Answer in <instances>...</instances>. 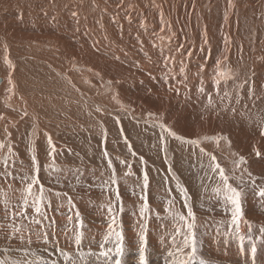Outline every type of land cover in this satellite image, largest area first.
Instances as JSON below:
<instances>
[{"label": "rangeland", "instance_id": "rangeland-1", "mask_svg": "<svg viewBox=\"0 0 264 264\" xmlns=\"http://www.w3.org/2000/svg\"><path fill=\"white\" fill-rule=\"evenodd\" d=\"M148 1L67 0L64 32L50 25L51 32L6 39L22 60H11L0 42L3 66V58L14 63L5 66L9 78L0 74V264H264V20L223 24L209 14L199 26L209 38L174 29L172 52L156 47L169 40L161 32L145 36L161 54L153 63L115 54L131 40L125 23L148 27L151 3H171ZM229 38L235 49L251 43L258 51H241L245 63L225 56ZM104 48L113 53L102 55ZM228 187L241 192L238 232ZM192 238L194 254L185 246Z\"/></svg>", "mask_w": 264, "mask_h": 264}, {"label": "bare ground", "instance_id": "bare-ground-1", "mask_svg": "<svg viewBox=\"0 0 264 264\" xmlns=\"http://www.w3.org/2000/svg\"><path fill=\"white\" fill-rule=\"evenodd\" d=\"M85 1V0H84ZM90 1V0H89ZM163 1V0H162ZM171 3L170 5H168V3H164V4H159L158 6H155L153 3H151V5H153L156 9H155V12H152V14L150 16H152V18H150V21L148 22L150 24V26H146L144 25L143 23L138 22L137 20H135V22L133 24H131V26L128 24V23H125V25H128L125 27L126 29V33H127V39H126V43L128 40L129 43L125 44V45H122L124 47L121 48V46H119V49L120 51H116L115 54H125L127 56H130L129 58L131 59L132 56H135L136 58H138L139 60V56H142V57H145L146 59H149L150 60V57L153 55V54H158V55H161L159 52L157 53H153L152 51V48L150 47V45H146L143 41L144 37L145 36H149V35H156V32H161L159 35L160 36H163L167 39H169L166 43L164 40L160 41V39H157L156 41V47H160L164 50H168L172 52V50L174 51L176 49V45L175 43L172 42V38L170 35H172L171 32H173V30L175 29H179L181 28L182 26L184 28H189L190 31H189V39H192V40H201V38H209V36L206 34V31L205 29H201V27H199L200 25H203V22L206 18L207 15H212L213 17H215L217 14L219 16V21H221L223 24L227 22V20L229 19V17L231 18H237V17H241L243 19H247L249 18L250 15L254 16V17H257V16H260L262 20H264V0H170ZM168 1V2H170ZM226 1V5L228 6L227 8H225L223 10V7H222V4L223 2ZM67 0H0V42L3 43V45L7 48V52H8V56L11 58V60H22L23 58H26V57H23L21 56L22 54L21 53H16V52H13L12 49L9 47L10 46V41H7L6 39L8 40H11L12 38H17L18 40L20 39H28L31 35H33L34 33H47V32H51L53 31V28L50 27V25H54L56 28H58L59 31H63L65 29H68V27H64L65 26V23L64 22V26L62 25V21H64V15L61 13L60 9H61V5L64 6V5H68V4H64L66 3ZM138 4L139 5V0H137ZM143 2V1H142ZM147 2H152V1H148ZM188 3H195L197 5V9L193 8V9H188L187 8V4ZM89 4V3H88ZM148 5V4H147ZM193 5V4H192ZM191 5V6H192ZM142 6V5H140ZM209 6V8L211 9L210 13H206L205 11V8ZM65 7V6H64ZM62 7V8H64ZM198 7H200V10L202 12L199 13L198 11ZM66 8V7H65ZM64 8V9H65ZM71 8V7H70ZM149 8V7H148ZM191 8V7H189ZM72 9V8H71ZM69 9V10H71ZM154 9V8H153ZM66 10V9H65ZM148 10V9H147ZM194 10V11H193ZM133 11V10H132ZM154 11V10H153ZM131 12V10H130ZM137 12V11H136ZM144 12V11H143ZM192 12H195L193 14H191ZM130 14V13H129ZM172 15L173 17V21L170 20V21H165L168 17H170ZM194 16V18L192 16ZM18 16H21L20 20L18 18ZM137 16V15H136ZM149 16L147 17H142V20H146ZM183 17H186L187 19L186 20H192L190 23L189 21H187L188 24H184L181 22V19ZM28 18H29V21L33 22L36 26L37 29L33 30L30 28V26L28 25ZM32 19V20H30ZM140 19V18H139ZM253 19V18H252ZM251 19V20H252ZM233 20V19H232ZM238 20V19H237ZM241 20V18H240ZM143 21V22H144ZM231 21V20H229ZM245 21V20H244ZM254 21H255V18H254ZM72 22V21H71ZM73 22H75L73 20ZM131 22V21H130ZM147 22V21H145ZM247 22V21H245ZM76 23V22H75ZM114 23V22H113ZM147 23V24H148ZM228 23V22H227ZM231 23V22H230ZM238 23V22H237ZM243 23V22H242ZM253 22H248V27L253 30V28L250 26ZM74 24V23H73ZM104 24V23H103ZM233 24V23H231ZM253 24H256V23H253ZM239 25V24H238ZM67 26V24H66ZM102 26V25H100ZM133 26V27H132ZM226 26V25H225ZM235 26V25H234ZM73 27V25H72ZM99 27V26H98ZM109 27V26H108ZM228 27V26H227ZM242 28V26H240ZM215 28V25H212L210 26V28L208 29H211L213 30ZM55 29V28H54ZM71 29V28H69ZM243 29V28H242ZM76 30V28H75ZM89 30V28L87 29ZM200 30H202V32H200ZM236 30V29H235ZM241 30V29H240ZM171 31V32H170ZM199 32V33H203L200 37H198L196 32ZM243 31V30H242ZM64 32V31H63ZM87 32V31H86ZM89 32V31H88ZM108 33V31H107ZM116 33V31H115ZM118 33V32H117ZM121 33V32H120ZM124 33V32H123ZM246 33V32H245ZM54 34V33H53ZM91 34V33H90ZM111 34V33H110ZM248 34V33H247ZM55 35H56V32H55ZM79 35V34H78ZM176 35V33L174 34ZM113 36L115 37V35L113 34ZM125 36V37H126ZM249 36V35H248ZM83 37V36H81ZM176 37V36H175ZM175 37L173 39H175ZM4 38V39H3ZM55 38V37H54ZM76 38V37H75ZM100 38V37H99ZM116 38V37H115ZM123 38V37H122ZM149 38V37H148ZM69 39V38H68ZM105 39V38H104ZM111 39L108 37V40ZM152 39V38H151ZM249 39V37H248ZM258 39V38H257ZM120 41V40H119ZM10 42V43H9ZM14 42V40H13ZM49 42V41H48ZM87 42V41H86ZM86 42L82 39H80L78 41V44L81 48H83L85 45H86ZM89 42V41H88ZM151 42V41H150ZM227 42H229V45L227 48L224 49V51L222 52L223 55H228V56H232L234 54H236V57L242 61L243 63H245V60L243 59L242 55H241V51H249V52H252L254 49L256 51H258V48H253V46L250 44H246V47H243V45L241 46H238L237 49H235L234 47L236 46L235 45H230L231 42L234 44L235 42L237 43V41H235L234 38H229L227 39ZM257 42V41H256ZM1 43V44H2ZM52 43V42H50ZM93 43V42H92ZM148 43V42H147ZM16 44V42H15ZM21 46H26L28 47V50H31L34 49L33 45L30 44L29 45V42H28V45L25 43H22L20 42ZM151 44V43H150ZM260 44V43H259ZM44 45V44H42ZM48 45V43H47ZM45 45V46H47ZM67 45V44H66ZM72 47V48H75L73 47L71 44H68V47ZM211 45V44H210ZM261 45V44H260ZM19 46V45H18ZM41 46V45H40ZM264 46V43L263 45H261V47ZM4 47V48H5ZM50 47V45H49ZM53 47V46H52ZM149 47V49L147 51H145L147 48ZM185 47V46H184ZM3 48V46L1 47V49ZM41 48V47H40ZM39 48V49H40ZM183 48V47H182ZM58 49V48H57ZM105 51L102 53V55H109V54H112L113 51H108L107 52V48H104ZM180 49V48H179ZM14 50V49H13ZM62 50V49H60ZM59 50V51H60ZM71 50V49H70ZM84 50V49H83ZM230 50H235V51H238V53H235L232 52V53H228ZM40 51V50H39ZM85 51V50H84ZM127 51V52H126ZM178 51V50H177ZM176 51V52H177ZM185 51V50H184ZM19 52H23L25 53V51H19ZM111 52V53H110ZM161 52V51H160ZM3 53V52H2ZM58 53V50L57 52H54L51 54L52 57L55 56V54ZM62 53V52H60ZM164 53V52H162ZM167 53V52H166ZM170 53V52H169ZM178 53V52H177ZM186 53V52H185ZM21 54V55H20ZM86 54V53H85ZM181 54H182V51H181ZM184 54V53H183ZM255 54V53H254ZM20 55V56H19ZM64 55V54H63ZM66 55V54H65ZM69 55V54H68ZM106 55V56H107ZM138 55V56H136ZM170 55V54H169ZM189 54H187L186 57H188ZM72 56V55H71ZM75 56V55H74ZM99 56V55H98ZM168 56V55H167ZM235 56V55H234ZM233 56V57H234ZM8 57V58H9ZM70 57V56H69ZM73 57V56H72ZM91 57V56H90ZM89 57V58H90ZM93 59L95 61H98L99 58L93 56ZM181 57V56H180ZM57 58V57H56ZM103 58V57H102ZM101 58V59H102ZM182 58V57H181ZM185 58V56H184ZM189 58H190V55H189ZM189 58H187L189 60ZM28 60H30V57H27ZM70 60L71 57L69 58ZM68 59V60H69ZM106 59V58H104ZM108 59V58H107ZM179 59V58H178ZM7 61V63H5V61ZM111 60V58H110ZM124 60V59H123ZM123 60L121 62H123ZM176 60V59H175ZM27 61V60H26ZM41 62V60H39ZM84 61V60H83ZM94 61V63H95ZM180 62V59L177 60V62ZM190 61V60H189ZM235 61V60H234ZM3 62H4V66L2 64V60H1V57H0V67L3 68V70L0 69V74L3 75L4 79L6 78H9L11 76L8 75L9 71H5V66L9 65L11 62L8 61L7 59H4L3 58ZM104 62V61H103ZM150 62L153 63L152 60H150ZM182 62V61H181ZM250 62V61H249ZM252 62V61H251ZM17 63V62H16ZM77 63V62H76ZM141 63V62H140ZM240 63V62H239ZM12 65L14 64L13 62L11 63ZM146 64V63H145ZM170 64V63H169ZM253 64V63H252ZM33 65V63L31 64ZM38 65V64H37ZM68 68V66H71L74 68L73 66V63H70L69 65L65 64ZM93 65V64H92ZM142 65V64H141ZM150 65V63H149ZM181 65V64H179ZM241 65V64H240ZM254 65V64H253ZM46 66V65H45ZM77 66V65H76ZM80 66V65H79ZM173 66V65H172ZM184 66V65H183ZM238 66V65H237ZM48 67V66H47ZM49 67L51 69L52 66L49 65ZM78 67V66H77ZM119 67V65H118ZM178 67V66H176ZM186 67V65H185ZM39 68V67H38ZM72 68V69H73ZM104 68L106 69V71H108V68H109V65H105ZM149 68V67H148ZM181 68V67H180ZM194 68V67H193ZM219 68V67H218ZM221 68V67H220ZM229 68V67H228ZM42 69V68H41ZM44 69V68H43ZM78 69V68H77ZM76 69V70H77ZM141 69V68H139ZM147 69V68H145ZM150 69V68H149ZM148 69V70H149ZM237 69H239L237 67ZM256 67L253 68V70H255ZM85 70V69H84ZM83 70V71H84ZM221 70V69H220ZM41 71V70H40ZM44 72L48 73V70H43ZM50 71V70H49ZM52 71V70H51ZM56 71V70H55ZM89 71V69L87 70ZM175 71V70H174ZM225 71V70H224ZM54 72V70H53ZM56 72H59L56 71ZM55 72V73H56ZM79 73V72H78ZM50 74V73H49ZM64 74V73H63ZM152 74V73H151ZM80 75V73H79ZM17 76V75H16ZM54 76V75H53ZM52 76V77H53ZM57 76V75H56ZM60 76V75H59ZM64 76V75H63ZM62 76V77H63ZM145 76V75H144ZM170 76V75H169ZM74 77V76H73ZM81 77V76H80ZM250 77V76H249ZM51 78V77H50ZM49 78V79H50ZM64 78V77H63ZM96 78V77H95ZM3 79V78H2ZM58 79V77H57ZM55 79V80H57ZM60 79V77H59ZM74 79V78H73ZM170 79V78H169ZM132 80V79H131ZM140 80V79H139ZM142 80V79H141ZM69 81V80H68ZM67 81V83H69ZM137 81V80H136ZM64 82V81H63ZM86 82V81H85ZM164 82V81H163ZM171 82V81H170ZM2 83V82H1ZM85 84V83H84ZM150 84H153V83H150ZM149 84V85H150ZM70 85V83H69ZM89 85V84H88ZM92 85V84H91ZM106 85V83H105ZM138 85V84H136ZM179 85V84H178ZM87 86V85H86ZM157 86V85H156ZM104 87V86H103ZM133 87V86H132ZM165 87V86H164ZM105 88V87H104ZM150 88H151V85H150ZM67 89V88H66ZM72 89V87H71ZM74 89V88H73ZM94 89V88H93ZM102 89V88H101ZM100 89V91H101ZM113 89V88H112ZM218 89V88H217ZM6 90V89H5ZM96 90V89H94ZM108 90V89H107ZM111 90V89H110ZM109 90V91H110ZM99 90L95 91V92H98ZM128 91V90H127ZM160 91V90H159ZM99 93H102V92H99ZM107 93V92H106ZM110 94L111 91L109 92ZM154 93V91H153ZM76 94V93H75ZM81 94V93H80ZM96 94V93H95ZM140 94V93H139ZM137 94V95H139ZM173 94V93H172ZM218 94V93H216ZM74 95V94H73ZM77 95V94H76ZM107 95V94H106ZM144 95V94H143ZM75 96V95H74ZM89 96V95H88ZM95 95L93 96H90L91 98L94 97ZM97 96V95H96ZM95 96V97H96ZM159 96L160 93H159ZM101 97L102 94H101ZM105 97V96H104ZM140 97V96H139ZM167 97V96H166ZM97 98V97H96ZM99 98V97H98ZM94 99V98H93ZM103 100V98H101ZM107 99V98H105ZM109 99V98H108ZM207 99V98H206ZM101 100V101H102ZM121 100V99H120ZM202 100V99H201ZM214 100V99H213ZM93 101H96V103L98 102L99 103V100L97 101L96 100H93ZM105 101V100H104ZM108 101V100H106ZM111 101V102H109ZM109 104L111 105V103L113 102L112 100H109ZM87 102V101H86ZM225 102V101H224ZM102 103V102H101ZM202 103V102H201ZM205 103V102H204ZM88 104V102H87ZM108 104V103H107ZM108 104V105H109ZM200 104V103H199ZM27 105V104H26ZM25 105V106H26ZM93 105V104H92ZM102 105V104H101ZM100 106V105H98ZM104 106V105H103ZM214 106V105H213ZM92 107V106H91ZM25 108V107H24ZM28 107H26L27 109ZM109 108V107H108ZM205 108V107H204ZM32 108L30 107V109L28 111H30ZM34 109V108H33ZM110 109V108H109ZM191 109V108H190ZM112 110V108H111ZM30 113V112H29ZM32 113V112H31ZM174 113V112H173ZM33 117V115H31ZM229 117V116H228ZM222 118V117H221ZM223 132V131H222ZM201 133V132H200ZM216 142V141H215ZM219 150V149H218ZM222 155V154H221ZM203 214V213H202ZM221 216V215H220ZM206 223V222H205ZM164 226V225H163ZM173 229V228H172ZM178 230V229H176ZM180 230V229H179ZM213 231V230H212ZM209 233V232H208ZM88 234V233H87ZM190 234V233H189ZM152 239V238H151ZM154 239V238H153ZM208 240V239H207ZM88 241V239H87ZM214 241V240H213ZM157 244V243H156ZM160 244V243H159ZM104 245V244H103ZM162 246V245H161ZM219 246V245H218ZM216 248V247H215ZM159 249V248H158ZM169 249V248H168ZM226 249V248H225ZM223 252V251H222ZM228 252V251H227ZM213 253V252H212ZM221 255V254H220ZM244 255V254H243ZM228 258V257H227ZM133 259V258H132ZM136 262V261H135ZM225 262V261H224ZM129 264V263H128ZM196 264V263H195Z\"/></svg>", "mask_w": 264, "mask_h": 264}, {"label": "snow or ice", "instance_id": "snow-or-ice-1", "mask_svg": "<svg viewBox=\"0 0 264 264\" xmlns=\"http://www.w3.org/2000/svg\"><path fill=\"white\" fill-rule=\"evenodd\" d=\"M219 63V62H218ZM49 142H50V138H49ZM218 167V165H217ZM221 178L227 182V177L224 175L223 172L220 173ZM37 182V179L33 180L32 184L28 185L27 191L29 195H32V188H33V184H35ZM115 182V181H114ZM41 193H43V189H40ZM228 193H230V195L227 196V199L229 201H231V203L235 206L234 211L232 213V222L233 224H237V232L239 231V227H238V221L240 220L241 217V192L237 191L236 188H232V187H228L227 189ZM261 196H264V190H261L259 193ZM36 203V212H40V207H39V203L40 201L37 199L34 201ZM24 203L27 204L28 200L27 198H25ZM190 216L192 215L191 212L188 213ZM184 217L181 216V219H183ZM191 224L188 225L189 228H191ZM192 246V254L195 253V239H185V246L187 247L188 245ZM111 251V250H109ZM122 251L121 247L117 246L116 248V252L119 254ZM107 254V253H105ZM191 258V254L189 256V259ZM143 260V258H141ZM117 264H119V261H117ZM178 264H187V261L181 259L178 261Z\"/></svg>", "mask_w": 264, "mask_h": 264}, {"label": "water", "instance_id": "water-1", "mask_svg": "<svg viewBox=\"0 0 264 264\" xmlns=\"http://www.w3.org/2000/svg\"><path fill=\"white\" fill-rule=\"evenodd\" d=\"M1 82H2V80H1V78H0V84H1Z\"/></svg>", "mask_w": 264, "mask_h": 264}]
</instances>
